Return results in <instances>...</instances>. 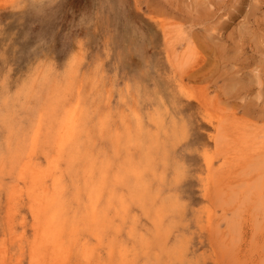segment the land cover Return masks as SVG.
<instances>
[{
    "label": "rangeland",
    "instance_id": "rangeland-1",
    "mask_svg": "<svg viewBox=\"0 0 264 264\" xmlns=\"http://www.w3.org/2000/svg\"><path fill=\"white\" fill-rule=\"evenodd\" d=\"M0 177V264H264V0H0Z\"/></svg>",
    "mask_w": 264,
    "mask_h": 264
},
{
    "label": "bare ground",
    "instance_id": "bare-ground-1",
    "mask_svg": "<svg viewBox=\"0 0 264 264\" xmlns=\"http://www.w3.org/2000/svg\"><path fill=\"white\" fill-rule=\"evenodd\" d=\"M82 81V80H81ZM85 82V81H84ZM43 84H45V83H43ZM85 84V83H84ZM76 85H78L77 83H76ZM81 87V86H80ZM77 88V87H76ZM79 88V87H78ZM85 89V88H84ZM68 90V89H67ZM80 90V89H79ZM45 91V90H44ZM46 91H47V89H46ZM69 92V91H68ZM76 92H77V90H76ZM88 92V91H87ZM65 93V92H64ZM39 94H40V91H39ZM50 94V93H49ZM49 94H46L47 96L49 95ZM65 94H67V93H65ZM77 94V93H76ZM36 96V95H35ZM49 97V96H48ZM47 97V98H48ZM65 97V96H64ZM76 97V96H75ZM77 97H78V94H77ZM87 97V96H86ZM49 99V98H48ZM70 99V98H69ZM80 100V99H79ZM84 101H82V103H83ZM65 103V102H64ZM78 103H80V102H78ZM32 104V103H31ZM51 104V103H50ZM48 105H49V103H48ZM32 106V105H31ZM51 106V105H50ZM65 106H66V104H65ZM64 107V106H63ZM71 107V106H70ZM73 107V106H72ZM51 108V107H50ZM77 108L78 107H76V108H73L72 110H69L70 108L68 107V109L67 110H69L68 112L66 111V107H65V111L67 112L66 114H67V124H68V126H69V129H71V132H70V135H74V129H75V126H76V124H77V122H78V120H79V112L77 111ZM81 108V107H80ZM87 108V107H86ZM85 108V109H86ZM96 108H97V106H96ZM42 109V108H41ZM64 109V108H63ZM88 109V108H87ZM92 109V108H91ZM30 110V109H29ZM45 110V109H44ZM47 110V109H46ZM59 110H62V109H59ZM82 110V109H81ZM43 111V110H42ZM48 111V110H47ZM86 111V110H85ZM91 111V110H90ZM41 112V111H40ZM64 112V111H63ZM82 112H83V110H82ZM87 112V111H86ZM52 113V112H51ZM62 113V112H61ZM84 113V112H83ZM63 114H65V113H63ZM106 114V113H105ZM48 115V114H47ZM52 114H50V116H51ZM61 115V114H60ZM38 116H39V114H38ZM63 116H65V115H63ZM47 117V116H46ZM58 117V116H57ZM45 119H47V118H45ZM62 119V118H61ZM39 120V119H38ZM48 120H49V118H48ZM132 121V120H131ZM23 122V121H22ZM26 121H24V123H25ZM46 122H48V121H46ZM133 123V122H132ZM50 124H52V122L50 123ZM49 123H48V125H50ZM56 124V123H55ZM36 125V124H35ZM112 125V124H111ZM23 126V125H22ZM44 126V125H43ZM55 126V125H54ZM50 128H52V127H50ZM49 128V129H50ZM21 129V128H20ZM41 129H42V127H41ZM46 129V128H45ZM51 130V129H50ZM40 131V130H39ZM135 131V130H134ZM20 132V131H19ZM40 133V132H39ZM44 133V128H43V131H42V134ZM50 133H51V131H50ZM136 134V133H135ZM50 135H52V134H50ZM69 135V136H70ZM123 136V135H122ZM18 137V136H17ZM24 137V136H23ZM158 137V136H157ZM48 138H50V136L48 137ZM52 138V137H51ZM138 139H140V138H138ZM18 140V139H17ZM49 140V139H48ZM41 141V140H40ZM46 142H48V141H46ZM45 142V143H46ZM139 143V142H138ZM129 144V143H128ZM134 144V143H133ZM121 145V144H120ZM139 145V144H138ZM148 145V144H147ZM142 146V145H141ZM140 146V147H141ZM121 147V146H120ZM16 148V147H15ZM29 148V147H28ZM142 148V147H141ZM45 149V148H44ZM122 150V149H121ZM124 150V149H123ZM123 150L121 151V152H123ZM16 151V150H15ZM136 152V151H135ZM148 152V151H147ZM63 154V153H62ZM141 154H143V151L141 150ZM74 155V154H73ZM117 155H119V154H117ZM47 156V155H46ZM49 156V155H48ZM12 157H14V156H12ZM125 157H126V154H125ZM66 158V157H65ZM74 158V157H73ZM164 158V157H163ZM23 159V158H22ZM162 159V158H161ZM69 162V161H68ZM38 163V162H37ZM40 164V163H39ZM153 164V163H152ZM179 164V163H178ZM13 165H14V163H13ZM131 165V164H130ZM138 165V164H137ZM132 166V165H131ZM143 166V165H142ZM155 166V165H154ZM180 166V165H179ZM15 167V166H14ZM18 167V166H17ZM139 167V166H138ZM184 167V166H183ZM143 168H145V167H143ZM142 168V169H143ZM18 169V168H17ZM139 169V168H138ZM140 170H141V167H140ZM139 170V171H140ZM152 170V169H151ZM28 171V169H27V167H23L22 168V172H21V174H23V178L22 179H26V177H27V174H26V172ZM66 171V170H65ZM138 171V172H139ZM143 171H144V169H143ZM16 172V171H15ZM132 172H134L133 170H132ZM136 172V171H135ZM114 173H115V171H114ZM39 174H40V172L38 171V170H33L32 172H31V176H30V181L32 182V184H33V186H35V185H38V183H39ZM67 174V173H66ZM139 174V173H138ZM177 174V173H176ZM74 176H75V174H74ZM115 176H116V174H115ZM84 177V176H83ZM1 178V177H0ZM82 178V177H81ZM85 178V177H84ZM100 178V177H99ZM149 178V177H148ZM147 178V179H148ZM179 178V177H178ZM9 180V179H8ZM71 180H73V179H71ZM79 180V179H78ZM83 180V179H82ZM100 180H101V178H100ZM58 179L56 178L55 179V182H57L58 183ZM69 181H70V179H69ZM75 182H76V180H75ZM99 182H101V181H99ZM99 182H98V184H99ZM77 183V182H76ZM6 184V183H5ZM72 184V183H71ZM70 184V185H71ZM78 185V184H77ZM79 186H81V185H79ZM103 186V185H102ZM8 187V186H7ZM102 189V188H101ZM73 192V191H72ZM35 193H36V190L35 189H33L32 190V192H31V194L33 195V199L36 197L35 196ZM172 199V198H171ZM64 200V199H63ZM65 202V201H64ZM162 202H163V200H162ZM55 203H56V199H55V195L54 196H52V197H50L49 198V200H48V202H47V204L46 205H44V207L43 208H39V210L37 211V213L38 214H41V220H40V226H39V228H38V230L46 237V244H48V245H50V246H53V247H57V248H63L64 246H65V242H64V238H63V235H64V231H65V225H64V219L61 217V215H60V210L58 209V208H54V205H55ZM64 204V203H63ZM62 204V205H63ZM167 203H165V205H166ZM164 205V206H165ZM64 206V205H63ZM175 213H176V211H175ZM178 213V212H177ZM158 214V213H157ZM96 215H97V208L96 207H94L93 208V219H95L96 218ZM169 222H170V220H169ZM174 222V221H173ZM171 224V223H170ZM170 224H169V226H170ZM184 225V224H183ZM157 226V225H156ZM156 228V227H155ZM169 229V231H170V228H168ZM157 230V229H156ZM169 231H167V232H169ZM138 232V231H137ZM152 233H154V232H152ZM164 234H165V232H164ZM168 234V233H167ZM166 236V235H165ZM190 238V237H189ZM157 241V240H156ZM175 244H177V243H175ZM174 244V245H175ZM136 245V244H135ZM168 245V244H167ZM178 245V244H177ZM65 249H67V248H65ZM45 251V250H44ZM153 252H154V250H153ZM67 255V254H66ZM35 257H36V255H34ZM125 257V256H124ZM45 258V257H44ZM57 260V259H56ZM57 262H58V260H57ZM125 263V262H124Z\"/></svg>",
    "mask_w": 264,
    "mask_h": 264
}]
</instances>
